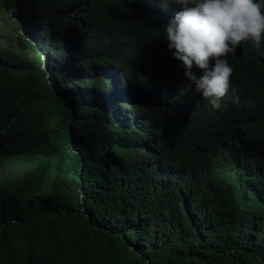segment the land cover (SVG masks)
<instances>
[{"label":"trees","instance_id":"obj_1","mask_svg":"<svg viewBox=\"0 0 264 264\" xmlns=\"http://www.w3.org/2000/svg\"><path fill=\"white\" fill-rule=\"evenodd\" d=\"M0 4V264H264V43L216 110L168 49L179 5Z\"/></svg>","mask_w":264,"mask_h":264},{"label":"clouds","instance_id":"obj_2","mask_svg":"<svg viewBox=\"0 0 264 264\" xmlns=\"http://www.w3.org/2000/svg\"><path fill=\"white\" fill-rule=\"evenodd\" d=\"M165 3L182 8L165 27L173 58L181 62L186 78L213 109L226 108L233 73L228 56L248 42L257 50L261 48L264 3L258 0H165ZM194 66L201 75L195 74Z\"/></svg>","mask_w":264,"mask_h":264},{"label":"rangeland","instance_id":"obj_3","mask_svg":"<svg viewBox=\"0 0 264 264\" xmlns=\"http://www.w3.org/2000/svg\"><path fill=\"white\" fill-rule=\"evenodd\" d=\"M11 16L14 18V15L12 13L7 12L4 9V7H2V5L0 4V45L2 47H6L7 44L9 43V41L15 38V33L13 32V26L11 25L12 23H11V20L9 19ZM14 19H16V18H14ZM18 20H20V19L18 18ZM33 22L35 23L34 19L32 18L28 21V23L26 25L24 24V26H23V33L24 34H25L24 27H25V30L27 28L31 34L35 33V32L34 33L32 32L35 28V25ZM45 30L46 31L50 30L48 25L45 26ZM128 102L135 104V103H133L135 101H128ZM133 108H131V109H133ZM137 110H139V109H137Z\"/></svg>","mask_w":264,"mask_h":264}]
</instances>
